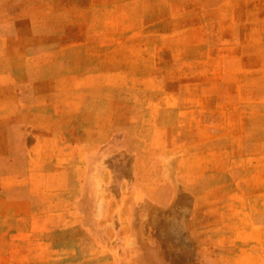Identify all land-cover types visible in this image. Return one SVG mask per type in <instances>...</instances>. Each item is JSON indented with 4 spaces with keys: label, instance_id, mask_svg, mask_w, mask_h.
I'll use <instances>...</instances> for the list:
<instances>
[{
    "label": "rangeland",
    "instance_id": "1",
    "mask_svg": "<svg viewBox=\"0 0 264 264\" xmlns=\"http://www.w3.org/2000/svg\"><path fill=\"white\" fill-rule=\"evenodd\" d=\"M0 264H264V0H0Z\"/></svg>",
    "mask_w": 264,
    "mask_h": 264
},
{
    "label": "crops",
    "instance_id": "2",
    "mask_svg": "<svg viewBox=\"0 0 264 264\" xmlns=\"http://www.w3.org/2000/svg\"><path fill=\"white\" fill-rule=\"evenodd\" d=\"M0 137H3L2 135H0Z\"/></svg>",
    "mask_w": 264,
    "mask_h": 264
}]
</instances>
